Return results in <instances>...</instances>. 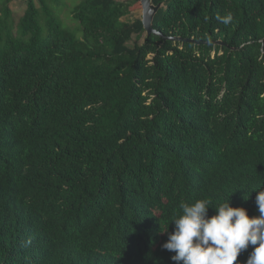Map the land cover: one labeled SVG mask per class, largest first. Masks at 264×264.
I'll list each match as a JSON object with an SVG mask.
<instances>
[{
    "label": "trees",
    "instance_id": "trees-1",
    "mask_svg": "<svg viewBox=\"0 0 264 264\" xmlns=\"http://www.w3.org/2000/svg\"><path fill=\"white\" fill-rule=\"evenodd\" d=\"M0 0V264H175L182 202L259 215L264 0ZM134 37L143 44L131 46ZM216 214L209 208V217ZM255 246L236 264H247Z\"/></svg>",
    "mask_w": 264,
    "mask_h": 264
},
{
    "label": "clouds",
    "instance_id": "clouds-1",
    "mask_svg": "<svg viewBox=\"0 0 264 264\" xmlns=\"http://www.w3.org/2000/svg\"><path fill=\"white\" fill-rule=\"evenodd\" d=\"M259 215L249 217L246 209L229 202L211 207L209 199L182 202V214L174 217V232L162 248L175 253V264H236L242 251L255 246L247 264H264V190L256 191ZM209 208L216 214L209 217Z\"/></svg>",
    "mask_w": 264,
    "mask_h": 264
},
{
    "label": "rangeland",
    "instance_id": "rangeland-1",
    "mask_svg": "<svg viewBox=\"0 0 264 264\" xmlns=\"http://www.w3.org/2000/svg\"><path fill=\"white\" fill-rule=\"evenodd\" d=\"M27 2L28 0H12L10 7L14 12V19L16 23L26 10ZM68 2L70 4L69 8L65 9L64 12H62L63 25L67 30L71 32V34L80 36L82 29L79 22L73 19L72 12L74 11L76 5L81 2V0H68ZM135 19H142V8L141 10H137L133 15L125 18L124 21H132ZM144 40L145 37L141 39L134 37L130 45L133 46L135 44H143Z\"/></svg>",
    "mask_w": 264,
    "mask_h": 264
},
{
    "label": "water",
    "instance_id": "water-1",
    "mask_svg": "<svg viewBox=\"0 0 264 264\" xmlns=\"http://www.w3.org/2000/svg\"><path fill=\"white\" fill-rule=\"evenodd\" d=\"M142 8V23L144 26V29L146 31L147 36H160L164 38L165 40H170L173 42H186V43H192L195 45H213V46H222L224 45L222 41H216V42H199L194 39H184L182 37H165L162 33L158 32L153 27V22L155 19V16L161 9L162 5H155L153 0H139Z\"/></svg>",
    "mask_w": 264,
    "mask_h": 264
}]
</instances>
